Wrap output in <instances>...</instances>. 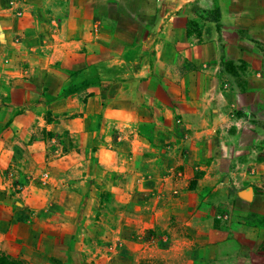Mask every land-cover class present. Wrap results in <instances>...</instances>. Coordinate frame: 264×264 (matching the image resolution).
Returning <instances> with one entry per match:
<instances>
[{
	"label": "rangeland",
	"instance_id": "1",
	"mask_svg": "<svg viewBox=\"0 0 264 264\" xmlns=\"http://www.w3.org/2000/svg\"><path fill=\"white\" fill-rule=\"evenodd\" d=\"M93 1L99 9L114 8L106 0ZM86 2V7L91 5ZM71 5L70 0H0V11L58 18ZM153 5L148 1L147 11ZM203 17L218 22V10L189 19L188 32L201 36L208 24ZM224 41L219 75L231 116L226 130L210 135L204 116L198 115L194 129L182 125L175 133L167 132L156 124L160 114L144 101L140 136L154 146L142 155L134 154L129 141L117 138L126 133L122 124L138 120V115L123 111L122 84L95 106L83 96L68 98V93L90 87L82 80L65 86V101L45 100L46 88L40 84L35 92L22 87L10 98L16 115L2 113L5 96L0 102V255L23 264H240L218 260L216 247L202 240L210 227L200 217H214L216 228L243 222L264 229V215L252 211L264 210V196L255 198L264 180L257 181L254 173L244 176L256 167L264 171V36L241 30ZM1 54L10 67L0 72L4 88L19 73L37 76L28 70L29 62ZM110 102L114 110L106 109ZM197 102L207 103L202 94ZM71 112L66 126L48 128ZM111 134L117 137L110 139ZM32 142L38 143L36 151L28 146ZM97 151L102 154L95 155ZM7 153L14 155L8 159ZM220 155L226 163L214 179L218 168L211 161ZM172 169L178 174L175 187L169 188L172 180L165 177ZM250 188L252 196L247 195Z\"/></svg>",
	"mask_w": 264,
	"mask_h": 264
},
{
	"label": "crops",
	"instance_id": "2",
	"mask_svg": "<svg viewBox=\"0 0 264 264\" xmlns=\"http://www.w3.org/2000/svg\"><path fill=\"white\" fill-rule=\"evenodd\" d=\"M88 1L91 5L86 7V0H70L72 5L67 15L58 18L31 12L0 11V53H9V59L29 62L30 67H26L37 75L32 78H24L21 73L17 78L10 75L7 88L0 82V102L8 97L7 104L1 106L4 115H16V105L10 98L13 99L22 87L35 92L36 84H40L43 90L46 88L45 100L65 101V86L82 80L90 87L86 91L68 93V98L76 100L83 96L94 106L99 101L102 104L109 100L118 85H123V111L131 117L138 115V120L130 118L122 124L126 131L122 137L111 134L109 138L129 141L135 155H142L153 144L140 136L144 101L150 102L154 111L160 114L156 124L167 132L175 133L182 125L194 129L198 125V115L204 116L210 135L220 129L226 130L225 122L231 116L227 108L228 94L219 75L224 39L229 36L234 39L241 30L248 33L256 30L258 35L264 36V0H106L113 5L112 12L94 6L93 0ZM148 1L154 3L149 11L145 7ZM215 8L219 14L218 22L203 17L208 28L205 27L201 36L188 32L189 19H201V13ZM45 18L47 21L44 22ZM4 58L1 54L2 74L4 70L10 71ZM185 63L189 65L184 67ZM196 85L201 86L199 93L202 91V98L207 102L204 106L197 102L201 94L196 92ZM159 89L168 93L163 95ZM111 102L106 106L107 110H114ZM71 114H63L61 123L51 122L48 128H63ZM180 115L182 118H178ZM177 119L182 122L178 124ZM37 145L32 142L28 146L35 150ZM10 147L14 152L13 145ZM101 150L103 148L98 149ZM98 151L97 156L101 153ZM12 155L14 153H7L4 157L10 159ZM261 159L260 164H264ZM211 162L218 168V175L212 178H219L226 158L220 155ZM260 168L244 171V176L252 177L250 174L254 173L257 181L264 180V171ZM175 174L178 172L172 169L165 177L172 180L169 188L175 187ZM261 196H264V187L255 193L257 200ZM252 211L264 215V210L259 207ZM213 218L201 215V221L205 219L210 227V234L202 236V240L216 247L219 261L264 264V229L243 222L235 223L234 227L220 225L216 228Z\"/></svg>",
	"mask_w": 264,
	"mask_h": 264
},
{
	"label": "trees",
	"instance_id": "3",
	"mask_svg": "<svg viewBox=\"0 0 264 264\" xmlns=\"http://www.w3.org/2000/svg\"><path fill=\"white\" fill-rule=\"evenodd\" d=\"M0 264H23V262L18 259H13L6 254H2L0 255Z\"/></svg>",
	"mask_w": 264,
	"mask_h": 264
},
{
	"label": "water",
	"instance_id": "4",
	"mask_svg": "<svg viewBox=\"0 0 264 264\" xmlns=\"http://www.w3.org/2000/svg\"><path fill=\"white\" fill-rule=\"evenodd\" d=\"M247 195H249V196H252V195H253V189H252V188H250V189L247 191Z\"/></svg>",
	"mask_w": 264,
	"mask_h": 264
}]
</instances>
